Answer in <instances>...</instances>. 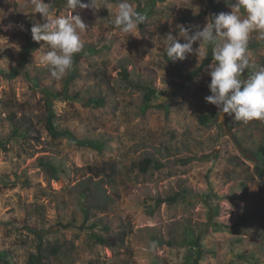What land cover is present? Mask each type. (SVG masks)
<instances>
[{"label": "rangeland", "instance_id": "rangeland-1", "mask_svg": "<svg viewBox=\"0 0 264 264\" xmlns=\"http://www.w3.org/2000/svg\"><path fill=\"white\" fill-rule=\"evenodd\" d=\"M81 2L88 7L72 14L87 26L84 45H105L82 58L69 91L101 94L106 103L56 100V120L80 138L106 139L108 147L99 152L52 137L43 94L22 74H0V250L9 251L11 264H31V255L36 264H264V174L255 154L264 145V120L221 118L206 102L210 46L205 59L193 53L172 62L163 44L169 32L178 35L176 25L203 27L210 14L230 13L235 0H157L136 36L110 23L121 0H97L98 10L92 0ZM128 2L136 10L147 0ZM52 9L54 16L71 12ZM42 23L31 0H0V68L20 66L28 33ZM48 50L40 41L26 66L32 78L61 89L66 75L57 81L39 64ZM248 54L264 66L257 32ZM124 70L130 80L157 88L146 112L142 92L126 83ZM204 114L211 120L202 122ZM15 123L30 129L26 138L15 133ZM148 157L164 166L141 171L139 162ZM47 161L59 166L57 174L45 169ZM175 193L181 194L175 203L156 204L157 197ZM99 223L110 227L108 244L89 237ZM190 228L193 248L184 242ZM48 245L60 247V255L42 258ZM196 250L194 263H187Z\"/></svg>", "mask_w": 264, "mask_h": 264}, {"label": "clouds", "instance_id": "clouds-1", "mask_svg": "<svg viewBox=\"0 0 264 264\" xmlns=\"http://www.w3.org/2000/svg\"><path fill=\"white\" fill-rule=\"evenodd\" d=\"M31 3L33 13L42 14L44 20V23L32 26V39L46 42L49 49L39 57V64L49 68L52 78L59 81L71 70L75 54L84 47L81 33L87 26L79 14H72L73 10L88 5L82 4L81 0H66L71 12L65 17L53 15L52 0H31ZM91 6L99 9L97 0H92ZM104 7L110 9L107 3ZM231 8L230 13L210 14L203 27L176 25L178 35L169 32L164 37V51L173 62L184 60L193 53L200 60L207 57L210 46L213 62L208 66L211 77L208 87L211 94L205 97L206 102L217 107L221 118L228 114L237 122L264 120V66L257 67L248 54L253 32L264 39V0H235ZM241 10L246 16L240 15ZM144 21L145 16L128 0H121L110 23L123 33L136 36L138 26ZM196 42L199 45L194 48ZM246 70L250 74L242 80L240 77Z\"/></svg>", "mask_w": 264, "mask_h": 264}, {"label": "trees", "instance_id": "trees-1", "mask_svg": "<svg viewBox=\"0 0 264 264\" xmlns=\"http://www.w3.org/2000/svg\"><path fill=\"white\" fill-rule=\"evenodd\" d=\"M156 2L157 0H147L144 6H141V4L138 5L136 11H138L140 14L145 16L144 23L139 25L140 28L144 27L149 16L153 13L154 11L153 9L155 7ZM65 6H66V0H54L52 3V8L57 7L58 10ZM28 35L29 36H28L27 50L24 52V55L22 56V63L20 64V66L14 67V69H11V70L0 68V74L8 79L14 78L18 74H22L26 78V80L28 81L29 85L32 88L39 90L43 94V99L45 103L44 105L46 109V126L52 137H54L55 139L67 138L70 142L76 144L77 146L88 147V148L97 150L99 152H103L108 147V142L106 141V139L101 138V137L100 138H80L77 136V134L73 130L69 128L59 127L58 122L56 120L55 101L59 99H65L69 101L72 100V101L81 102L85 106H93V107H102L105 105L106 100L104 96L101 94L86 96V95H82V93H80L79 91H75V92L69 91V85L72 82H74L75 79L79 75L78 67H79V63L82 60V58L98 53L101 50V48L105 45V42L99 45H95V44L84 45L82 51L75 54L74 59H73V66L71 70L64 77L63 87L61 89H58V88H54L51 84H45L42 81H39L38 79L32 78L30 76V72L28 70V67L26 66L27 61H28V56L30 52H32V50H35L39 47V42H36L32 39L31 31L28 33ZM249 74H250L249 71L246 70L241 75L240 78L242 80L247 79ZM122 75H123L124 80L129 86L133 87L134 89L140 90L142 92L143 104L141 106V109L143 112H146L148 109L152 107V102L158 93L157 88L147 83L134 82L130 80L129 72L127 70H124L122 72ZM200 120L202 122H207L211 120V118L209 114H204L200 117ZM22 126H23L22 124L15 123V128H14L15 133L18 136H23L26 138L30 129L27 127L24 128ZM0 145H4V142L1 139H0ZM255 154L259 157V160L261 161L258 164L257 168L259 169V172L261 174H264V145H261ZM42 165L50 173L57 174L59 171V166H57L52 161H47L43 163ZM163 166L164 164L162 162H160L159 160L153 157L145 158L139 162L140 170L145 173L147 172L153 173L154 171L161 169ZM186 191L187 190L185 189L184 192ZM180 193H183V192H180ZM180 193H175L173 195H170L164 198L159 196L156 198V204H160L162 202L175 203L176 201H178V198L181 195ZM83 197L84 199H86L85 194H83ZM149 213H153V210L151 209ZM97 230L94 229L89 234V237L91 240L99 244H108L111 242L110 236H107V233L110 232V227L108 225L105 226L99 223ZM185 234H186V239H184V242L190 244L191 240L189 236L191 235V228L188 229L185 232ZM169 244L172 245L174 244V242L169 241ZM190 247L193 248L191 244H190ZM43 250L44 252L42 254V258L43 257L49 258L51 255L58 256L60 255V252H61L60 247L51 246V245L46 246L45 248H43ZM196 255H197V250L196 252H193L188 257L187 263H194L193 260L191 259L194 258V256ZM241 256L243 257V255ZM8 257H9V251L0 250V263L1 264H11ZM36 262H37L36 255H31L30 263L36 264Z\"/></svg>", "mask_w": 264, "mask_h": 264}]
</instances>
